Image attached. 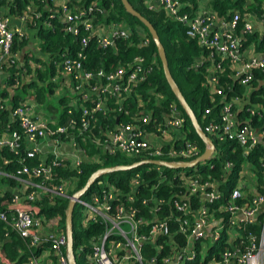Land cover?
<instances>
[{
  "label": "built area",
  "instance_id": "built-area-1",
  "mask_svg": "<svg viewBox=\"0 0 264 264\" xmlns=\"http://www.w3.org/2000/svg\"><path fill=\"white\" fill-rule=\"evenodd\" d=\"M40 1L49 2L60 10L66 31L74 35L82 31L79 48L74 55L64 50L58 60L53 61L57 75L52 77L55 80L59 76L60 88L76 93L70 104L78 106L77 101L89 103V107L79 106L80 134L81 128L88 127L93 113L104 114L108 97H112L117 109L122 110L123 100L130 94L131 88L144 81L156 67L155 56L151 54L147 59L143 55H135L124 64L118 63L112 71L98 69L92 73L85 70L81 62L82 51L90 39L97 47L105 48L112 46L116 38L129 39L134 33L121 22H97L95 13L104 14L105 10L98 7L95 0L86 6H81L83 0ZM141 2L147 9L161 11L167 20L181 24L185 37L194 39L206 50V57L211 62L205 69L204 85L209 90L210 101L214 97L219 98L218 116L217 120H206L203 128H199L210 142H234L240 147L243 159L231 186L225 191L218 184L228 181L234 167L231 161H222L218 179L204 174L197 166L205 164V169H212L214 160L231 155L235 147L227 145L228 151L224 154L222 148H214L211 142L209 156L189 165L207 146L203 143L204 148H201L196 142L184 139L181 133L184 117L174 103L168 105V114L161 121L151 122L148 113L136 111L130 115L131 122L117 123L113 129L92 135V143L105 147L109 152H119L136 159L140 168L128 177L124 191L103 178L97 181L98 190L91 192L87 198L79 195L74 200L82 228L96 219L103 225L102 232L92 234L88 239L83 263L186 264L198 258L201 264H264V216L258 234L246 226L258 224V214L260 211L264 213V194L256 191L258 169L247 159L251 149L262 143L264 137V106L250 101L253 91L259 87L264 91V53L254 56L252 49L246 48L249 45L241 49V37L237 33L240 20V31L244 34L252 32V24L244 18L240 19L238 12H234L229 19L218 17L211 11L205 15L189 14L182 10L185 4L181 0ZM134 32L137 41L129 44L140 49L148 47V35L140 29ZM23 35L20 29L10 27L8 17L0 15V88L9 94L16 88L17 80L1 83V79L12 75L7 69L17 62V54L11 51V44L14 37ZM18 64L22 65L20 61ZM27 64L31 70L39 67L31 61ZM197 65L194 63L192 66ZM226 68L230 78L240 88L238 93L228 96L219 82V75ZM26 72L24 68L20 71L23 82L32 80L31 72ZM259 97L264 98V94ZM8 102L7 97L0 98V108L8 109L9 123H15L18 129L0 133V150L6 148L20 154L17 170L20 176L10 175L16 183L3 185L0 189V244L2 237H7L12 231L27 248L37 250L28 251L18 264H69L66 231L59 225L60 217L44 219L37 214L32 201L45 192L72 199V195L66 194V186L70 182L49 189L35 179H48L51 166L67 163L70 168H75L86 159L84 151L77 147L67 132V126L73 128L75 124L69 120L67 125H57L50 117L44 118L35 110L32 95L27 94L12 107ZM124 113L128 114L126 110ZM209 114L210 108H204L202 119L205 120ZM150 123L153 129L144 127ZM61 145L68 146L70 152H60ZM47 155L49 160H46ZM36 156L39 158L38 165L29 168L24 164L27 158ZM258 161L264 168V152ZM168 163H182L184 166L172 175L175 182L170 184L180 190L170 192L164 200L157 193L161 184L170 181L164 168L177 169L168 167ZM141 173H152L153 177L143 179ZM5 191L9 194L6 195ZM177 234L184 243L176 241L174 236ZM221 237L225 239L222 249L216 256L207 254V248ZM145 247L152 251L148 256L143 254ZM82 251L80 244L74 252ZM74 252L71 245L73 262ZM0 264H13L1 250Z\"/></svg>",
  "mask_w": 264,
  "mask_h": 264
},
{
  "label": "trees",
  "instance_id": "trees-1",
  "mask_svg": "<svg viewBox=\"0 0 264 264\" xmlns=\"http://www.w3.org/2000/svg\"><path fill=\"white\" fill-rule=\"evenodd\" d=\"M92 0H83L81 6H86ZM96 5L105 10L104 14L95 13L97 22H121L127 26L134 34L129 38H116L112 46L105 48L97 47L95 41L90 39L85 49L82 51L83 59H81L82 66L85 70L95 73L98 69L105 71H112L118 64H124L132 59L135 55H143L149 59L151 54H154L156 60V67L147 74L144 81L137 83L131 88L130 94L123 100L121 105L122 110L117 109V105L113 103V98L108 97L107 110L103 113L95 112L92 117L89 118V125L86 129L81 128V133H78L79 120H80V108L79 106L89 107L87 101H77L78 106L70 104L72 99L76 98V93L67 88H60V77L57 76L55 80L52 77L57 75L56 68L53 61H57L60 54L66 50L70 55L79 48V39L82 35V31H78L76 35L64 29L62 14L60 10L53 7L49 2H41L40 0H10L8 2L0 1L9 5L12 12H17L27 9L26 5L33 2L36 5V12L32 14V19L28 20V25L34 30L36 41L34 48L30 52H22L19 50L25 43L27 38L14 37L11 44V51L17 54V62L7 69L12 75H8L1 79V83H13L17 80V86L13 89V93L9 94L6 90L0 88V98L7 97L8 104L12 107L17 102L23 99L27 94L32 95L36 104V111H39L42 103L47 97L51 96L53 91H57L56 102L59 106V111L54 107H50V118L54 120L57 125H67L69 120L74 122L73 128L67 126V132L73 138L77 147L84 151L86 159L81 161L75 168H70L67 163L62 165L51 166L50 175L48 179L38 177L36 182L42 181L43 184L49 189H56L58 186L65 182H70L66 186V194L73 195L75 192L82 189L88 177L98 169L111 168L116 166H128L134 162L129 156H125L119 152H109L105 147L96 145L90 141L92 135H99L101 131L113 129L117 123L131 122L130 115L136 111H142L148 113L151 122L161 121L164 116L168 114V105L174 103L184 117V123L181 129L184 139L196 142L201 148H204L203 142L195 133L190 121L180 106L179 102L172 93L166 79L163 75L161 65L156 53L155 46L146 30V28L138 21V19L128 12H126L120 3V0H95ZM128 4L143 17H145L155 29L159 41L163 47L166 64L169 74L175 83L176 87L180 91L187 105L193 112L198 125L203 128L206 120H217L218 116V101L219 98L214 97L212 101L209 99V90L204 85L205 82V69L210 65V60L206 57V50L203 47L197 45L194 39L186 38L184 35V28L181 24L167 20L161 11H153L147 9L141 2V0H126ZM185 5L183 11L193 14L196 3L198 0H181ZM257 5L245 4L243 0H209L210 7L218 17L224 19L231 18L234 12H238L240 19H242L243 13L250 12L254 14H260L262 12L261 2L262 0H255ZM264 10V8H263ZM21 15V14H20ZM242 26V20L237 24V33ZM136 29L144 31L149 39L150 43L148 47L144 49L132 46L129 42L137 41V34L134 32ZM253 43L254 50L260 54L264 53V33L258 36L256 33L244 34L242 33L240 48L243 49L250 43ZM200 60V61H199ZM22 65H19L18 62ZM27 61H33L34 64L39 66L31 70L27 64ZM198 61V62H197ZM37 63V64H36ZM197 63L196 67L192 65ZM222 64H224L222 62ZM227 65V64H226ZM188 66V67H187ZM24 68L32 75V80L23 82L20 78V71ZM219 82L225 88V94H236L240 88L237 83L229 76V71L226 68L219 75ZM59 90V91H58ZM264 94L263 88L259 87L253 91L250 95V101L255 104L264 106V98H260L261 94ZM258 95V96H255ZM1 105V103H0ZM210 108V114L206 116V119H202L204 108ZM124 110L128 114L124 113ZM8 109L0 108V133L7 129H18L15 123H9ZM241 113L239 116L241 117ZM253 120L254 117L252 118ZM260 125V122H256ZM147 129H153V125L150 123L144 126ZM214 148H222L223 153L228 151L227 145L235 147L234 153L224 155L222 158L214 160L215 165L212 169H205V164H200L197 169H200L206 175H210L211 178L216 179L220 176L219 167L223 160H229L233 163V169L229 174L228 181L219 183L221 190L231 186L232 180L235 178L234 174L237 172L243 155L239 152L240 147L234 142L223 141L218 144L214 140L211 141ZM22 147V145H20ZM264 152V137L262 143L254 146L250 153L247 155V159L251 161L257 171V188L256 191L264 194V168L259 164V157ZM19 153H14L6 148L0 150V189L3 185L12 186L16 182L10 176H20L17 173L19 169L18 157ZM49 156H46V160H49ZM3 160L6 162L4 163ZM169 160V158H164ZM39 158L32 157L27 158L24 164L29 168L38 165ZM49 163V162H48ZM149 166V165H147ZM140 166L113 171L100 174L81 194L80 197L87 198L88 195L99 189L97 184L98 180L103 178L107 179L109 183L117 186L118 189L125 190L128 177L132 172L137 171ZM177 169L164 168V171L169 175L170 181L168 184H161L158 190V196L166 200V196L179 188L171 186V182H175L172 179V175L176 173ZM7 176H2V174ZM143 179L152 178V173H141ZM230 179V180H229ZM174 184V183H173ZM6 195L8 191L4 192ZM70 199L53 194L51 192H45L38 194L36 200L32 201L33 206L37 208L38 215L44 219H51L59 216V225L65 230L64 218L68 202ZM165 206V205H164ZM217 216V215H216ZM264 213L260 211L257 217L258 224H247L246 226L252 230L255 234H258L261 228V222L263 220ZM1 229V224H0ZM103 231V225L99 219L91 221L85 227L79 225V214L77 206L74 204L71 212V245L73 252L81 244L83 247L82 252H74L75 264H84L83 253L88 250V239L92 234L100 233ZM2 232V231H1ZM0 232V234H1ZM2 237V236H1ZM174 238L178 243H184L183 238L180 235H175ZM243 239V238H242ZM225 239L221 237L217 242L213 243L207 248V254L217 255V252L225 245ZM244 241V239H243ZM263 243H264V227H263ZM243 247V244L241 245ZM0 250L4 256L13 264H18L28 254V251H37L32 248H27L23 240H21L12 231L8 232L7 237H2ZM165 251V248H164ZM152 253L147 247L144 248V256H148ZM186 264H201L198 262V258L193 261L186 262Z\"/></svg>",
  "mask_w": 264,
  "mask_h": 264
},
{
  "label": "water",
  "instance_id": "water-1",
  "mask_svg": "<svg viewBox=\"0 0 264 264\" xmlns=\"http://www.w3.org/2000/svg\"><path fill=\"white\" fill-rule=\"evenodd\" d=\"M121 5L123 6L124 10L126 12H128L130 15L136 17L138 19V21L140 23H142V25L146 28L154 46L156 49V53L161 65V69L163 72V75L166 79V82L168 83L172 93L174 94L175 98L177 99V101L179 102L180 106L182 107L183 111L185 112V114L187 115L190 124L192 125L195 133L197 134V136L200 138V140L207 146L204 151L202 152V154L194 159L192 161V163H189V165H193L196 162H198L199 160H204L206 159L212 149V144L210 142V140L205 136V134L201 131V129L199 128V125L195 119V116L193 114V112L191 111V109L189 108V106L187 105L186 101L184 100L183 96L181 95L180 91L178 90V88L176 87L175 83L173 82L168 68H167V64H166V58H165V54H164V50L163 47L159 41L158 35L155 31V29L153 28V26L150 24V22L143 17L139 12H137L136 10H134L126 0H120ZM140 165V162H134L128 166H116V167H111V168H101L96 170L95 172H93L88 179L86 180L84 186L82 187V189H80L79 191L75 192L72 195V199L68 202V206L66 209V213H65V218H64V224H65V231H66V238H67V249H68V253H69V264H74L73 262V258L71 255V212H72V208L74 205V200L76 198L79 197V195L102 173H108V172H113V171H119V170H126V169H130L133 168L135 166ZM168 167L171 168H179V167H183L184 164L182 163H168L167 164ZM158 257V255L156 256V258Z\"/></svg>",
  "mask_w": 264,
  "mask_h": 264
},
{
  "label": "crops",
  "instance_id": "crops-1",
  "mask_svg": "<svg viewBox=\"0 0 264 264\" xmlns=\"http://www.w3.org/2000/svg\"><path fill=\"white\" fill-rule=\"evenodd\" d=\"M245 4H254L257 5L255 0H243ZM27 9L25 11H21V15L17 12H12L9 8V5L5 3H0V15L6 16L9 19L10 27L17 28L23 31L25 38H27V43L21 47L19 50L20 54L22 52H30L34 48V43L36 41V36L34 34V30L29 27L28 20H31L32 14L36 12V5L33 2L26 5ZM264 0L261 2V9L262 12L260 14H254L250 12H245L242 15V18L246 19V21L252 24V33H256L258 36L264 33ZM212 11L209 0H198L193 10V14H201L205 15L208 12ZM63 21V20H62ZM218 27V25H216ZM239 36L242 38V31H239ZM248 46V45H247ZM251 48L253 51L254 56H260L261 54L254 50L255 46L251 42L248 47ZM229 71V70H228ZM64 87H62L63 89ZM60 152L62 153H69L70 148L68 146L60 147Z\"/></svg>",
  "mask_w": 264,
  "mask_h": 264
},
{
  "label": "rangeland",
  "instance_id": "rangeland-1",
  "mask_svg": "<svg viewBox=\"0 0 264 264\" xmlns=\"http://www.w3.org/2000/svg\"><path fill=\"white\" fill-rule=\"evenodd\" d=\"M32 63H35L33 61H31ZM28 63V61H27ZM37 64V63H36ZM59 91V90H58ZM57 91L55 92V90L53 91V93L51 94V96L47 97L46 100L42 103L41 107L39 108V112L41 113V115L44 118H49L50 117V110L49 108L52 106L54 107L56 110L59 111V106L56 102V98H57Z\"/></svg>",
  "mask_w": 264,
  "mask_h": 264
}]
</instances>
